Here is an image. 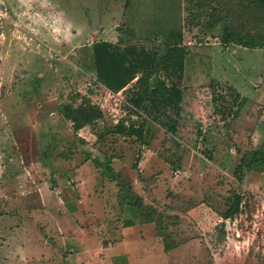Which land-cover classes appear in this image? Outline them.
I'll list each match as a JSON object with an SVG mask.
<instances>
[{
  "label": "rangeland",
  "instance_id": "rangeland-1",
  "mask_svg": "<svg viewBox=\"0 0 264 264\" xmlns=\"http://www.w3.org/2000/svg\"><path fill=\"white\" fill-rule=\"evenodd\" d=\"M6 3L0 35V264H110L97 247L116 244L124 233L109 205L115 197L128 202L138 178L160 222L143 229L150 246L134 264H264V162L249 164L243 176L237 170L242 157L264 155L262 0ZM116 27L123 43L155 56L156 76L183 90L181 116L167 105L158 116L167 125L177 120L174 134L147 113L156 83L136 85L144 97L136 110L129 92L116 97L97 82L91 44L102 29ZM176 44L184 68L164 71L163 56ZM88 100L104 117L75 130L64 107L76 109ZM93 172L94 205L106 211L102 217L83 221L75 233L68 222L48 218L50 211L44 217L41 205H57L68 193L86 196ZM236 195L240 212L224 219ZM161 234L177 246L165 252ZM126 259L119 258L120 264H129Z\"/></svg>",
  "mask_w": 264,
  "mask_h": 264
},
{
  "label": "trees",
  "instance_id": "trees-1",
  "mask_svg": "<svg viewBox=\"0 0 264 264\" xmlns=\"http://www.w3.org/2000/svg\"><path fill=\"white\" fill-rule=\"evenodd\" d=\"M264 7V0H262ZM182 34L179 35V40L182 41ZM155 56L151 53H144L143 50H137L135 46H128L124 51L116 49L109 42L96 43L94 45V60L95 68L97 72V82L103 84L108 89L114 93H118L120 90L125 88L132 80L136 78L138 72L143 71V75L137 80L135 84V90L132 93L131 98L133 99L132 106L136 110L142 108V103L144 97L142 93L138 92L140 90L136 87L137 84H141L148 80V83H156L154 87L150 90L149 96H151V105L147 108V113L152 115V120L155 122L160 121L158 117L164 110L163 107L170 106L176 109L178 117L181 116L182 101H183V90L177 85H167L164 79L156 76L160 71L156 69ZM163 68L165 70L169 69H183L184 68V57L182 55V49L178 44L170 46L167 53L163 56ZM239 95H237V98ZM131 99V101H132ZM219 98L213 96V103L216 104ZM163 106V107H162ZM65 117L72 121L75 130H80L87 125H91L94 122L103 119L104 112L99 105L93 104L91 100L82 103L76 109L72 107L65 106ZM214 113L221 114V110L218 107L214 108ZM224 116L222 115V118ZM167 131L174 134L177 130V120L171 119L170 125L163 122H158ZM258 156V157H257ZM254 162H264V155L255 151L253 157L250 160L244 156L242 157L241 164L238 166V171L241 175H244V168L249 164L252 165ZM241 197L236 195V201L232 206L225 211L223 214L224 219L232 218L234 215L240 212ZM141 206V205H140ZM138 214L141 220L145 223L156 222L157 211L149 206L140 207ZM160 222L159 218L158 221ZM164 238V249L169 252L177 246V243L172 244L165 239L164 234H161Z\"/></svg>",
  "mask_w": 264,
  "mask_h": 264
},
{
  "label": "crops",
  "instance_id": "crops-1",
  "mask_svg": "<svg viewBox=\"0 0 264 264\" xmlns=\"http://www.w3.org/2000/svg\"><path fill=\"white\" fill-rule=\"evenodd\" d=\"M16 1H19V0H16ZM102 1L104 0H101V2ZM106 11H107V8H106ZM64 16L66 17V19L69 18L67 14ZM106 16L109 17V15H106ZM61 17H63V14H61ZM105 29H102V31H100L102 34H100L99 38L96 39V41H94L91 44V47L93 49L94 74L96 75V80H97V72H96L95 60H94V45L96 43L109 42L116 49L120 51H124V49L127 46H137V44L135 43L129 42L128 44V43L122 42V38H121L122 34H121V29L119 27L118 28L116 27L114 29H109V28H105ZM92 31L94 35L98 33L96 27H94ZM79 32L80 31L78 30V33ZM142 75H143V71L138 72L136 74V78L132 80L125 88L120 90L118 93H114L113 91L108 89L103 84L101 83L100 84L103 85L108 90V92L113 96L122 97L123 94H126L128 92L132 96V93L136 89L135 84L137 83V80ZM186 77H187V74L184 75L185 80H186ZM185 105H186V101L184 98V100L182 101V106L185 107ZM140 166H143L142 163L140 164ZM84 176H85V173H84ZM92 176H93L92 190L88 192L86 196L83 194L82 191H79L78 195L76 194L73 195L72 193H68L65 196V198L61 199V201H57L56 203L57 205H54V206L53 205H41L40 207H43L45 209L44 217L47 219V211H50L49 212L50 216L48 218H50L51 220L56 219L57 224L63 223L64 221L68 222V224L72 226L73 228V233H75L77 230H82L81 225L83 224V221H90L91 219L94 220L97 218L99 219L100 216L102 217V211H104V213H106V211L103 209L101 205H94V203H96L95 202L96 200L94 199L95 198L94 195L96 193V187L94 185L96 176L94 175V172L92 173ZM140 176L142 178L144 177L143 172L140 174ZM132 184L134 186L133 187L134 193L132 194V196H130V199L128 200V202H126L125 204L124 203L122 204L118 202V200L115 197V201L113 203L114 205H109L110 206L109 210L112 213L111 218H114L115 220H117V222L120 223L119 224L121 226L120 231H123L124 234H123V239L121 241H118L116 244L112 246L104 247L102 245L101 247L99 246L97 247L99 254L102 253L106 255L105 261H104L106 263L120 264L122 263V261L119 260V258L124 257L125 259L127 258L126 261H128L129 264H134L135 261H137V259L142 258L144 257L145 254H147V248H149L148 246H150L147 236L145 238L143 235V229L147 228V226L150 225L149 224L150 222H147V223L143 222L141 220L140 215L138 214V210L140 209V207L147 206L150 204L154 205V203L153 202L149 203L147 194L146 192H144V190L140 191V188L141 186H144L145 181H142L141 179L139 180L138 178V180H136ZM129 190L131 189L129 188ZM104 206L107 207L108 205H104ZM154 206L156 207V205ZM53 210L56 211V214L52 213L54 212ZM49 223H51V225L52 224L56 225L55 221L49 222ZM99 224L100 222L97 223V226ZM163 249H164V244H163Z\"/></svg>",
  "mask_w": 264,
  "mask_h": 264
},
{
  "label": "built area",
  "instance_id": "built-area-1",
  "mask_svg": "<svg viewBox=\"0 0 264 264\" xmlns=\"http://www.w3.org/2000/svg\"><path fill=\"white\" fill-rule=\"evenodd\" d=\"M9 14V6L6 0H0V35L3 34L4 22Z\"/></svg>",
  "mask_w": 264,
  "mask_h": 264
}]
</instances>
